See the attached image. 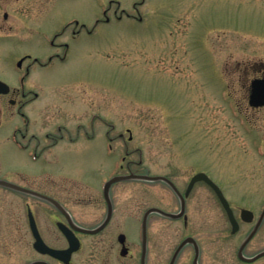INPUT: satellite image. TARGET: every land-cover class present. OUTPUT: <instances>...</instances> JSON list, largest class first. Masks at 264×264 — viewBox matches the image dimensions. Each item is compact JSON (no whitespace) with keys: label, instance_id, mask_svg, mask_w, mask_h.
<instances>
[{"label":"rangeland","instance_id":"rangeland-1","mask_svg":"<svg viewBox=\"0 0 264 264\" xmlns=\"http://www.w3.org/2000/svg\"><path fill=\"white\" fill-rule=\"evenodd\" d=\"M55 2L62 15L51 13ZM0 7V79L11 84L17 81L15 63L21 58L48 61L54 50L47 37L61 31L75 12L84 15L82 21L92 30L74 44L65 63L26 78L45 83L49 93L76 84L85 102L80 114L87 129L98 108L114 125L112 134L119 135L114 166L91 142V149L80 157L66 153L63 169L74 168L86 180L104 181L114 173H130L122 161L130 151L132 172L167 176L180 190L187 188L194 173L207 170L230 191L227 197L240 230L232 232L216 195L197 184L188 201L187 227L183 219L157 214L148 219L153 256L158 258L164 245L168 258L192 236L200 244L202 264H210L212 252L219 264H244L238 251L252 224L241 220V208L258 212L264 205L252 187L264 184V107L249 104L252 80L264 76V0H0ZM100 10L102 22L95 26ZM65 11L69 14L64 17ZM3 12L9 21L3 20ZM26 65L27 61L23 72ZM214 70L229 80L226 89L218 84ZM43 97L51 100L47 92ZM64 102L54 107L56 122L61 114L77 115L76 105ZM60 107L64 113L57 112ZM109 129L103 122L102 130ZM34 170L40 171L27 169L28 178L35 176ZM130 183L136 228L151 207L179 211V198L167 184L132 180L119 187ZM263 249L264 226L245 253L251 256ZM191 250H184L178 264H190ZM256 264H264V259Z\"/></svg>","mask_w":264,"mask_h":264},{"label":"flooded vegetation","instance_id":"flooded-vegetation-1","mask_svg":"<svg viewBox=\"0 0 264 264\" xmlns=\"http://www.w3.org/2000/svg\"><path fill=\"white\" fill-rule=\"evenodd\" d=\"M57 5L58 2L51 5V13L62 15L63 10L56 9ZM103 13L107 16L106 10ZM103 13L100 10L95 16V26L102 22ZM67 14L69 13L65 11L63 16ZM82 16L81 12H75V16L63 25L61 31H55L52 36L47 37L50 48L54 50L48 61L42 62L38 57L26 55L23 61H27L24 72L20 67L16 75L17 81L14 84L7 82L10 89L6 93H0V181L25 189L0 185V192L9 195H0V264H172L175 252L185 238L168 258L164 245L160 247L158 258L153 256L149 226L135 227L132 184L125 189L119 187L120 183L130 182L129 180L118 181L106 188V184L118 173L104 181L86 180L74 168L69 172L63 169L66 153L71 152L74 158L80 157L87 148L91 149V146L87 147L91 142L100 146V152L110 156L109 161L114 166L119 138L118 134H112L114 125L104 120L101 109L97 108L90 117V127L87 129L80 114L85 108V102L81 97V90L75 87L76 84L62 85L61 87L68 88L58 87L60 91L49 93L44 88L45 83L39 80L31 83L26 81L31 73H48L57 63H65L74 50V44L81 43L86 38V33L91 35L92 30L87 29ZM3 17L5 22L9 21L6 12H3ZM107 21L109 22V18ZM67 33L71 35L65 38ZM33 67L42 70H32ZM214 76L218 79V84L223 85L222 88L228 87L229 80L221 76V72L214 70ZM44 92L51 96V100H43ZM66 100L76 105L77 109L73 112H77V115L70 118L61 114L63 118H58L56 122L54 107L56 104L63 107ZM61 107L58 108V113H64ZM103 122L110 127L105 132L102 130ZM130 155L131 152L126 151L122 161L126 162V169L132 172L131 165L134 162L128 160ZM142 163L141 159L139 164ZM121 166L122 169L125 168L123 164ZM27 169L40 171L34 170L35 176L28 178ZM199 172L206 173L213 179L203 169L194 173L190 181ZM216 183L228 199V188L224 183ZM197 184H204L218 198L213 188L204 180L198 181L193 189ZM188 186L181 190L186 201V212L181 219L186 227L189 222L188 201L193 191L192 189L187 193ZM252 187L261 195L264 203V184H253ZM179 201L180 211V198ZM242 209L244 208L241 211ZM253 212L254 220L245 222L252 224L248 235L260 221L257 234L264 226V217L261 219L264 205L258 212ZM152 214L164 217L159 213ZM188 247L192 249L189 263L195 264L196 248L192 243L181 249L174 264H178L180 256ZM246 248L243 252L246 258L264 251L263 249L249 256L245 253ZM239 259L244 264H256L264 257L253 262ZM198 262L202 264L201 247ZM210 264H219L214 252L211 254Z\"/></svg>","mask_w":264,"mask_h":264},{"label":"water","instance_id":"water-1","mask_svg":"<svg viewBox=\"0 0 264 264\" xmlns=\"http://www.w3.org/2000/svg\"><path fill=\"white\" fill-rule=\"evenodd\" d=\"M22 64V61L19 62V65ZM9 89L8 85L2 81H0V93L3 92H7ZM250 105L252 107H264V78L263 79H255L252 82V90H251V94H250V101H249ZM124 180H145V181H150V182H156V181H163L165 183H167L177 194L178 196L181 198L182 200V210L179 213H169L166 212L162 209L159 208H151L147 211L145 217H144V222H143V226L144 228L147 227V221H148V217L151 213H159L167 218L170 219H179L181 217L184 216L185 211H186V202H185V198L184 196L181 194V192L178 190V188L176 187V185L167 177L164 176H150V175H139V174H130V175H121V176H116L114 177L110 182L107 183V186L109 187V185L118 182V181H124ZM200 180H205L217 193V195L219 196V199L223 205V207L225 208L229 220L232 224V228H233V232H237L240 228L239 223L234 215V212L228 202V200L225 198L223 192L220 190V188L204 173H199L196 176H194V178L192 179L188 191L187 193H189L191 191V189L193 188V186L195 185V183L197 181ZM0 185H5V186H9V187H13V188H17L19 190H25L24 188H21L19 186L7 183V182H3L0 181ZM36 194V193H35ZM38 195V194H37ZM253 213L249 210H243L242 211V218L245 221H252L253 220ZM261 225V221L260 223L255 227V229L252 231V233L250 234V236L247 238V240L245 241V243L242 245L240 252H239V256L241 259L248 261V262H253L261 257L264 256V251L260 252L259 254L255 255L252 258H246L243 254V250L245 248V246L251 241V239L255 236V234L257 233L259 227ZM188 243H192L194 244L195 248H196V258H195V264H199V257H200V248L199 245L197 243V241L192 238L189 237L186 240L183 241V243L179 246L178 250L176 251V254L174 256V259L172 261V264H174L179 252L181 251V249ZM145 249H146V245H145ZM143 259L145 260V257H143Z\"/></svg>","mask_w":264,"mask_h":264}]
</instances>
